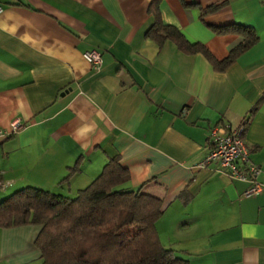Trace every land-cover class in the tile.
Listing matches in <instances>:
<instances>
[{
  "label": "crops",
  "instance_id": "1",
  "mask_svg": "<svg viewBox=\"0 0 264 264\" xmlns=\"http://www.w3.org/2000/svg\"><path fill=\"white\" fill-rule=\"evenodd\" d=\"M151 0H0V199L33 185L73 196L118 156L120 186L157 196L160 242L188 264H264V0H158L160 20L223 58L249 24L257 40L224 70L145 35ZM216 5L205 11L202 8ZM100 53L99 68L83 59ZM260 192L210 161L212 123L237 125ZM40 225L0 226V264H41Z\"/></svg>",
  "mask_w": 264,
  "mask_h": 264
},
{
  "label": "trees",
  "instance_id": "2",
  "mask_svg": "<svg viewBox=\"0 0 264 264\" xmlns=\"http://www.w3.org/2000/svg\"><path fill=\"white\" fill-rule=\"evenodd\" d=\"M157 1L149 3L153 22L145 35L158 45L169 39L184 53L201 52L214 70H224L258 38L249 24L211 26L216 33L239 36L227 54L216 59L204 44L189 41L180 30L164 24ZM215 6L202 8L200 18ZM263 99L264 92L250 113ZM127 178V169L115 155L73 196L33 185L17 188L0 199V226L40 225L34 243L40 251L41 264H188L186 258L159 240L154 222L161 212L160 199L121 187Z\"/></svg>",
  "mask_w": 264,
  "mask_h": 264
},
{
  "label": "built area",
  "instance_id": "3",
  "mask_svg": "<svg viewBox=\"0 0 264 264\" xmlns=\"http://www.w3.org/2000/svg\"><path fill=\"white\" fill-rule=\"evenodd\" d=\"M81 56L92 68H99L101 58L96 49H85ZM245 121L246 118H243L235 126L228 122L212 123L208 127L207 134L209 150L198 165L201 166L210 161L215 162L217 168L224 172L228 178L247 181L241 194L252 196L260 192L262 183L256 179L260 167L251 160L248 146L243 137ZM19 125L17 120L12 121L6 128H0V135L12 133Z\"/></svg>",
  "mask_w": 264,
  "mask_h": 264
}]
</instances>
